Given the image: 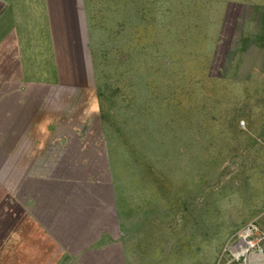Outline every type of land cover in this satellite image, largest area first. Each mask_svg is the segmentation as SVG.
<instances>
[{
    "label": "rangeland",
    "instance_id": "1",
    "mask_svg": "<svg viewBox=\"0 0 264 264\" xmlns=\"http://www.w3.org/2000/svg\"><path fill=\"white\" fill-rule=\"evenodd\" d=\"M76 1L94 27L114 171L128 215L142 214L133 252L264 264V2Z\"/></svg>",
    "mask_w": 264,
    "mask_h": 264
},
{
    "label": "crops",
    "instance_id": "2",
    "mask_svg": "<svg viewBox=\"0 0 264 264\" xmlns=\"http://www.w3.org/2000/svg\"><path fill=\"white\" fill-rule=\"evenodd\" d=\"M81 4L0 0V264L143 261Z\"/></svg>",
    "mask_w": 264,
    "mask_h": 264
},
{
    "label": "trees",
    "instance_id": "3",
    "mask_svg": "<svg viewBox=\"0 0 264 264\" xmlns=\"http://www.w3.org/2000/svg\"><path fill=\"white\" fill-rule=\"evenodd\" d=\"M82 6V5H81ZM82 8H85L84 6H82ZM85 13V11H84ZM94 27L90 28L89 27V23H88V32H89V36H88V46H91V44L93 43L94 41V36H93V29ZM92 34V35H91ZM120 41H121V37L118 35V34H111L110 36H107L105 39H104V48L107 47V43L109 45V47L111 48V52H112V55L114 56H118L119 54V44H120ZM89 53L91 54V51L89 50ZM91 57V56H90ZM93 66V64H92ZM89 74H92L93 75V78L97 79V71L96 69L92 68L91 71L88 72ZM98 80V79H97ZM100 95H101V92H100Z\"/></svg>",
    "mask_w": 264,
    "mask_h": 264
},
{
    "label": "bare ground",
    "instance_id": "4",
    "mask_svg": "<svg viewBox=\"0 0 264 264\" xmlns=\"http://www.w3.org/2000/svg\"><path fill=\"white\" fill-rule=\"evenodd\" d=\"M252 245V244H251Z\"/></svg>",
    "mask_w": 264,
    "mask_h": 264
}]
</instances>
